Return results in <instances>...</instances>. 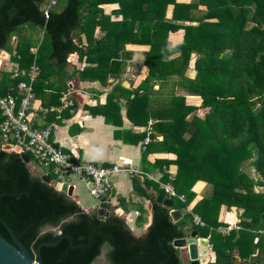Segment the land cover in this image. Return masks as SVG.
Here are the masks:
<instances>
[{"label": "trees", "instance_id": "trees-1", "mask_svg": "<svg viewBox=\"0 0 264 264\" xmlns=\"http://www.w3.org/2000/svg\"><path fill=\"white\" fill-rule=\"evenodd\" d=\"M48 2L0 0V52H10L22 69L39 66L34 93L50 109L62 104L60 90L46 93L55 82L66 85L71 73H95L94 78L105 82L109 73L117 76L126 70L133 57L126 44H148L147 75L132 90L116 84L105 108L120 111L123 90L130 120L140 126L153 120L154 137L162 139L152 144L176 157L152 165L175 166L173 184L185 200L172 197L169 207L157 201L159 193L165 194L157 183L134 176V191L152 202L145 237H138L115 212L100 219L96 208L87 211L67 191L55 188L60 180L53 165H40L29 154L34 163L48 168L45 173L53 180L48 183L20 152L1 147L0 111V233L14 243L2 218L32 255L44 243L40 264H93L105 247L108 264H183L173 242L196 228L210 239L214 258L208 264H264V238L254 243L256 234L243 229L221 236L216 231L218 212L213 214L214 205L217 210L226 203L245 209L244 216L252 218L242 222L245 226L255 227L254 221L264 219V193H255L256 180L244 171L251 162L261 176L258 184L264 185V0H56L46 17ZM105 3L119 4L112 11L117 16L105 13ZM96 26L105 32L100 38L94 36ZM173 33L180 39L170 40ZM83 34L86 46L77 41ZM13 37L18 38L16 45ZM74 53L93 66L70 70ZM4 73L7 83L0 86L1 93L11 88L18 92L17 84L26 76ZM187 95L201 97V103H189ZM55 115L49 112V122ZM146 134H137L135 143ZM152 144L143 152L144 163ZM169 175L165 173L166 181ZM199 180L212 185L211 195L192 207L205 224H194L190 211L175 221L171 211L191 203ZM150 186L156 191H148ZM136 209V226L141 228L147 223V209L143 203ZM223 242L230 245L222 247ZM235 248L240 260L234 258Z\"/></svg>", "mask_w": 264, "mask_h": 264}, {"label": "crops", "instance_id": "crops-1", "mask_svg": "<svg viewBox=\"0 0 264 264\" xmlns=\"http://www.w3.org/2000/svg\"><path fill=\"white\" fill-rule=\"evenodd\" d=\"M101 6L104 8L105 13L112 15L113 9L119 7V4L105 3L101 4ZM104 33V30L100 29V26H96L94 31V36L96 38L102 37ZM173 35H175V33H173ZM40 36L43 38V31H41ZM178 38L180 39V36ZM15 39L17 40L18 38L15 37ZM77 41L83 46H86L88 42L87 37L84 34L81 38L77 39ZM13 44L16 45L15 41ZM126 48L133 51V57L128 60L126 70L123 73H120L117 76L109 73L107 77H105V82L94 78L93 76L95 73H83L84 75L87 74V77H82L80 73H71L72 76L66 85H63L60 82H55L54 88L46 90V93H57V91L60 90L62 92L60 98L61 103L63 101V94H68L69 98L73 101L72 105H53L49 109L44 106L42 99L37 97L34 93V98L32 99L31 107L28 112L32 124L36 127H44L45 125L52 123L53 132L51 138L55 144L62 146L66 151L73 152L80 160L91 161L103 165L118 164L126 168V170H121L113 176L114 188L108 197H111L112 203L118 206L116 212L125 219L129 228H131L137 235L145 237L148 231V226L153 218L152 202L150 199L140 196L134 191L133 177L137 176L142 181L144 178H147L161 187L159 181H166L164 178L165 173L167 175L170 174L167 176L168 180L171 175H175V166L172 165L171 168L168 169L165 164H163V168L158 166L154 167L152 164L159 159H174L176 154L173 152H164L157 147H154V144L152 143L162 139V136L158 135L146 145L145 149L151 143L152 149L147 155V161L145 163L142 161L143 152L145 150L143 145L145 138H140V141L137 143H135V138L137 137V134L146 131L148 124L140 126L134 124L130 120L126 110L127 96L125 95V91L122 90L121 92L120 111H116L115 109L106 110L105 108L108 94L116 84L121 83L123 86L132 90L147 75V68L144 64V59L150 46L148 44L128 43L126 44ZM8 54L9 59H3L0 67L1 88H4L7 83V78L5 76L6 73L4 72H9L10 74L11 69L15 65H19L11 59L12 54L10 52H8ZM69 61L70 64L68 65V68L70 70L74 67L81 69L85 66H93V64L88 63L86 60L79 59V56L76 53L71 54ZM139 61H143V63L138 65ZM5 62H10L12 64L10 67L3 70L2 68L4 67ZM45 74L49 75L50 73ZM191 74H193V71ZM155 87L157 88L158 85H155ZM181 92L185 93L184 91ZM201 100V97L187 95V101L189 103L199 105ZM103 110L107 111V115H110L112 119L111 121L108 122L106 120L105 115L102 113ZM52 111L56 113L55 119L49 122V112ZM200 113L203 114L202 109L200 110ZM254 156H257V150H254ZM32 163L34 162L31 160L29 165ZM47 170L48 168L44 167V173ZM244 171H246L251 178L256 180L254 185L255 193H264V185L258 184L257 182L260 180L261 176L257 172L255 166L249 162L244 166ZM67 183L73 187V197L85 210L89 211L96 208L98 202L95 199V201H93L88 186L83 179L70 177ZM147 190L150 192L156 191L153 186H150ZM193 191L195 192V196L191 203L188 204L185 209H180L181 218L186 211L192 212V207L198 201L211 195L212 185L205 180H199L194 185ZM163 195L172 198L167 193ZM108 197H106V199ZM120 199H122V202H120ZM140 203H143L144 207L147 209V223L143 227L137 228L136 218L139 212L136 209V204ZM216 207L217 206L214 205L213 214L218 212V227H230L229 229L225 228L224 231L219 230L217 227L216 231L221 236L229 234L231 230L243 229L247 232L256 234L254 243H257L259 238H264L263 218L254 221L255 227H252V225L245 226L242 222H251L252 218L244 216L245 209L243 207L237 205L228 206L226 203L220 205L217 210ZM193 229L196 228H189L187 230V235H190V232ZM229 245V242L222 243V247H227ZM262 246L264 247V244H262ZM256 253L257 252L254 253L253 257L256 256ZM209 254L210 260H212L214 258V253L211 250L210 244ZM234 258L236 260L241 259L238 248L234 249Z\"/></svg>", "mask_w": 264, "mask_h": 264}, {"label": "built area", "instance_id": "built-area-1", "mask_svg": "<svg viewBox=\"0 0 264 264\" xmlns=\"http://www.w3.org/2000/svg\"><path fill=\"white\" fill-rule=\"evenodd\" d=\"M56 4V0H49L45 5L44 14L49 16V9ZM36 52L35 47L31 48ZM40 74L39 66L33 63L29 70L15 65L11 69L12 77L26 76L17 84V91L13 92L11 88L5 94L0 92V111L3 116L1 147L5 143H12L19 146L22 152H26L34 157L40 165L45 167L54 166L60 182H67L70 177L83 179L89 189L90 195L98 202L97 206L112 192L114 188L113 176L125 167L113 164L103 165L91 161L80 160L73 152L66 151L62 146L55 144L52 140L53 124L44 127H36L29 118V108L34 98V82ZM15 91V90H14ZM62 104L70 106L73 104L68 94H63ZM146 137L143 142L144 149L146 145L154 140L153 120H149L146 129ZM175 175H171L168 181H159L161 188L170 197H179L184 200V196L179 194L173 184ZM193 222L196 225H204L202 217L193 213ZM226 227H218L224 231ZM230 228V227H229ZM226 228V229H229ZM38 261L36 260V263Z\"/></svg>", "mask_w": 264, "mask_h": 264}, {"label": "water", "instance_id": "water-1", "mask_svg": "<svg viewBox=\"0 0 264 264\" xmlns=\"http://www.w3.org/2000/svg\"><path fill=\"white\" fill-rule=\"evenodd\" d=\"M14 41L15 37L12 38V43ZM3 59H9V54L5 50L0 52V67ZM2 148L4 150H15L17 152H20L25 162L29 163L31 161L30 155L26 152H22L19 146H14L12 143H5ZM41 176L48 183H53L52 177L47 173H44ZM54 186L59 190L67 191L70 196H73V187L67 182L59 181L57 183H54ZM157 201L169 207L173 206L174 203V200L172 198L166 197L163 194L158 195ZM117 208L118 206L112 203L111 197H108L106 201L101 202L99 206L96 207L100 219H106L112 214V212L117 213ZM171 216L175 221L179 220L181 218V210L173 209L171 211ZM1 220L8 228V231L10 232L14 243L7 240L0 233V264H40L41 247L44 243L38 247L36 255H32L26 245L18 238V236L15 234L13 229L7 224V222L2 218ZM138 237L142 238V236L139 235ZM173 244L174 246L179 248L180 251L184 250V252H186L187 256L190 258V264H208L210 261L209 238L201 236L197 229H193L190 232V235L175 239ZM192 245L197 250L196 257H191L190 251ZM36 260L38 261L37 263Z\"/></svg>", "mask_w": 264, "mask_h": 264}, {"label": "rangeland", "instance_id": "rangeland-1", "mask_svg": "<svg viewBox=\"0 0 264 264\" xmlns=\"http://www.w3.org/2000/svg\"><path fill=\"white\" fill-rule=\"evenodd\" d=\"M40 37L42 39V36H40ZM178 37L179 36L176 35V34L175 35L171 34L170 40H177V39H179ZM42 40L44 41V39H42ZM44 46L46 47L47 50H49L50 44H49V41L47 39L44 41ZM141 63H143V61L142 62L139 61L138 62V65H141ZM11 64L12 63H10V62H8V63L5 62L4 63V67L2 69L3 70L7 69L8 67L11 66ZM30 167H31L32 171L35 174H39V175L44 174V167L39 166V165H37L35 163L30 164ZM93 201H95L94 198H93ZM106 250H107V248L105 247L104 250H103V253L94 261L93 264H108V262H107V260L105 258V252H106ZM180 255H181L183 264H190V258L187 256V254H186V252H184V250L180 251Z\"/></svg>", "mask_w": 264, "mask_h": 264}, {"label": "bare ground", "instance_id": "bare-ground-1", "mask_svg": "<svg viewBox=\"0 0 264 264\" xmlns=\"http://www.w3.org/2000/svg\"><path fill=\"white\" fill-rule=\"evenodd\" d=\"M191 257H196L197 256V250L194 248V246H191Z\"/></svg>", "mask_w": 264, "mask_h": 264}]
</instances>
